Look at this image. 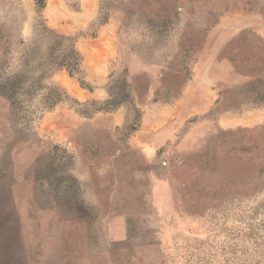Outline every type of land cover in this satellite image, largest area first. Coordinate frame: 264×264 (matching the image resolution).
<instances>
[{"label":"rangeland","instance_id":"374dc122","mask_svg":"<svg viewBox=\"0 0 264 264\" xmlns=\"http://www.w3.org/2000/svg\"><path fill=\"white\" fill-rule=\"evenodd\" d=\"M0 264H264V0H0Z\"/></svg>","mask_w":264,"mask_h":264},{"label":"crops","instance_id":"0c3cea01","mask_svg":"<svg viewBox=\"0 0 264 264\" xmlns=\"http://www.w3.org/2000/svg\"><path fill=\"white\" fill-rule=\"evenodd\" d=\"M80 48H81V51L82 53L84 54V59L87 60V59H90L91 56H92V52H91V49H92V46L90 43L86 42H81L80 43Z\"/></svg>","mask_w":264,"mask_h":264}]
</instances>
